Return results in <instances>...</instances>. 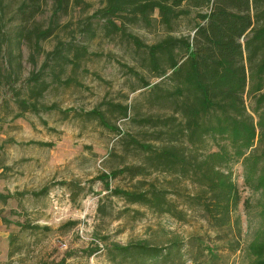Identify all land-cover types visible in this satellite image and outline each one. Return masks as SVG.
Segmentation results:
<instances>
[{"label":"rangeland","instance_id":"1","mask_svg":"<svg viewBox=\"0 0 264 264\" xmlns=\"http://www.w3.org/2000/svg\"><path fill=\"white\" fill-rule=\"evenodd\" d=\"M87 1V9L74 7L60 17L54 35L40 42L42 52L21 43V55L9 66L13 70L16 60L21 62L16 79L0 83V252H5L0 264L61 259L63 264H250L256 257L250 249L252 241L264 235V181L257 183L264 160L255 167L252 159L244 157L255 146L264 148V139H255L244 154L231 155L223 167L230 171L241 195L232 213L238 218L235 228H214L200 205L184 202L187 193L198 190L186 178L150 167L135 177L125 172L108 178L110 187L142 190L152 183L167 188L181 218L127 202L111 194L99 179L93 180L101 172L142 164L143 152L128 144L127 136L152 141L149 138L154 128L138 120L169 114L171 109L148 101V90L159 78L145 65L143 51L127 34L105 35L102 21L95 17L89 20L94 32L90 36L91 30L85 29L87 16L103 0ZM14 5L15 0H9L5 14V32L10 36L16 22L9 21ZM195 11L181 15L171 32L192 33L198 20ZM49 16L47 6L38 18L47 24ZM127 32L152 43L168 31L158 22L150 26L138 22L127 23ZM69 43L86 48L75 63ZM57 46L72 59L62 61L45 55ZM12 49L18 51L15 45ZM32 73L48 83L38 96L30 93ZM143 81L150 84L143 86ZM20 98L27 100V109L20 108ZM111 103H127V116ZM32 104L37 108L32 109ZM245 104L248 110L254 104L247 94ZM93 107L105 113L109 126L85 114ZM207 146L217 149L211 139ZM62 181L78 182L84 188L72 201L70 189ZM44 186L46 191H42ZM67 220L75 223L63 225ZM137 240L162 247L163 255L148 263L138 254L135 259L123 260L118 255L114 261L110 259L108 250L113 242Z\"/></svg>","mask_w":264,"mask_h":264},{"label":"trees","instance_id":"2","mask_svg":"<svg viewBox=\"0 0 264 264\" xmlns=\"http://www.w3.org/2000/svg\"><path fill=\"white\" fill-rule=\"evenodd\" d=\"M8 5L9 0H0V83L9 78L16 79L21 62L16 60L13 70L9 66L12 59L21 55V43H26L37 53L42 52L40 42L54 35L60 17L68 15L74 7L85 10L90 3L87 0H15L9 17V21H16L13 36L5 32ZM47 6L50 16L45 24L38 16ZM192 9H197L195 17H198L193 32L173 34L176 21ZM95 17L102 21L105 35L127 34L137 49L143 51L145 65L159 78L150 86L147 99L159 107L169 106L171 112L146 115L138 120L154 128L149 138L152 141L127 136L126 142L143 152L142 164L101 172L93 180L99 179L111 194L119 195L127 202L141 203L156 212L181 218L176 205L167 196V188L152 183L142 190L110 187L108 178L125 172L135 177L149 167L183 177L198 187L196 192L186 194L184 202L188 206L200 205L208 222L216 229L238 227V218H233L232 213L241 195L230 171L223 167L231 155L244 154L255 139H264V0H103L87 16L85 29L91 30L90 36L94 32L89 20ZM138 22L145 26L158 22L168 32L155 42L145 43L137 35L127 32V23ZM62 44L59 42L58 45ZM14 45L18 48L16 53L12 51ZM67 45L73 50V59L62 53L58 46L44 53L62 61L72 59L75 63L86 52L85 46ZM29 79L34 81L30 88L33 96L40 95L48 86L38 73H32ZM149 84V81H143V86ZM246 94L254 102L251 110L245 104ZM19 105L22 110L27 109V100L20 98ZM111 106L122 116H127V103H111ZM36 108L32 104V109ZM85 114L105 126L110 125L105 113L97 107ZM209 139L215 142L217 149L208 148ZM221 140L224 143H220ZM248 153L244 158L252 159L255 167L264 160V148L255 146ZM261 167L257 183L264 181V166ZM246 181L250 183L247 177ZM61 183L70 189L72 201L84 188L78 182ZM46 189L44 186L42 191ZM262 206L264 210L263 202ZM74 223L75 220H67L63 225ZM250 249L256 254L250 264H264V235L252 241ZM92 251L91 248L89 252ZM162 251L160 246L137 240L125 244L113 242L108 254L113 261L117 255L124 260L135 259L138 254L143 263H148L161 257ZM41 264H63V259Z\"/></svg>","mask_w":264,"mask_h":264},{"label":"crops","instance_id":"3","mask_svg":"<svg viewBox=\"0 0 264 264\" xmlns=\"http://www.w3.org/2000/svg\"><path fill=\"white\" fill-rule=\"evenodd\" d=\"M3 256H5V252H0V259H2L3 258Z\"/></svg>","mask_w":264,"mask_h":264}]
</instances>
